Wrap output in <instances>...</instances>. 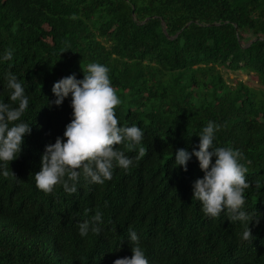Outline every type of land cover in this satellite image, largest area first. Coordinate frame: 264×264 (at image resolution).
Returning <instances> with one entry per match:
<instances>
[{"label": "trees", "instance_id": "16d2710c", "mask_svg": "<svg viewBox=\"0 0 264 264\" xmlns=\"http://www.w3.org/2000/svg\"><path fill=\"white\" fill-rule=\"evenodd\" d=\"M89 63L108 67L119 124L138 126L143 139L136 150L115 146L133 163L114 167L111 180L81 176L76 193H45L34 174L72 120L71 94L55 106L52 87L82 80ZM221 69L264 87V0H0V102L18 106L12 73L29 101L17 123L31 128L8 165L15 177L0 162V264H113L132 255L130 228L149 264H264V90L231 86ZM209 121L221 126L214 147L252 162L242 210L259 223L250 222L249 241L242 222L206 216L193 198L204 175L196 157L187 171L175 166L178 149L199 150ZM140 146L147 155L137 159ZM97 210L101 232L82 237L78 224Z\"/></svg>", "mask_w": 264, "mask_h": 264}, {"label": "clouds", "instance_id": "9594fccd", "mask_svg": "<svg viewBox=\"0 0 264 264\" xmlns=\"http://www.w3.org/2000/svg\"><path fill=\"white\" fill-rule=\"evenodd\" d=\"M12 49L3 55L5 61L12 59ZM108 67L99 63H89L82 80L69 75L54 83L52 93L56 99L50 103L60 106L71 94L72 120L66 125L63 139L57 138L54 144L47 145L41 157L40 170L34 174L36 187L51 193L56 185H61L64 192H77V182L81 176L94 184H103L111 180L113 168L128 169L133 160L117 145H125L130 151L141 144L143 131L136 125L120 126L115 108L121 99L112 86ZM7 87L11 90L10 100L18 102L17 107L0 102V162H4V177H15L8 170L9 162L15 160L21 151L23 137L30 134L28 123L19 122L28 108L25 87L17 77L6 74ZM221 126L209 121L199 133L198 151L189 153L185 149L175 152V166L187 171V163L195 156L202 179L193 184V198L202 205L206 216L218 217L226 212L231 221H240L244 225L242 238L251 240L250 222L259 223L256 213L249 214L242 210L245 204V190L251 187L246 180L250 160L245 163L243 153L232 147H214L216 131ZM147 155V149L138 148L137 159ZM213 158H215L213 163ZM102 213L97 210L90 220L78 224L79 235L86 236L89 231L99 234ZM129 241L132 244L131 257L116 259L113 264H149L144 250L139 244L135 231L129 229Z\"/></svg>", "mask_w": 264, "mask_h": 264}, {"label": "rangeland", "instance_id": "374dc122", "mask_svg": "<svg viewBox=\"0 0 264 264\" xmlns=\"http://www.w3.org/2000/svg\"><path fill=\"white\" fill-rule=\"evenodd\" d=\"M221 73L224 77V79L227 81L228 84L231 86H234L236 82L243 81L245 85L248 87L254 88V89H262L264 90V87L257 84L255 78L249 74L245 73L243 71H227L225 69H221Z\"/></svg>", "mask_w": 264, "mask_h": 264}, {"label": "water", "instance_id": "95a60500", "mask_svg": "<svg viewBox=\"0 0 264 264\" xmlns=\"http://www.w3.org/2000/svg\"><path fill=\"white\" fill-rule=\"evenodd\" d=\"M188 25H189V23H188V24H186V25H185V27H187ZM164 31H165V30H163V32H164ZM174 37H176V36H174Z\"/></svg>", "mask_w": 264, "mask_h": 264}]
</instances>
